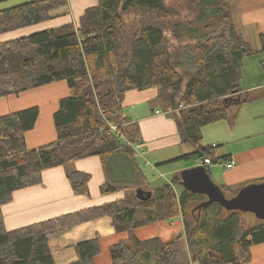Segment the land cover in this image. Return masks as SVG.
Masks as SVG:
<instances>
[{
    "label": "trees",
    "instance_id": "16d2710c",
    "mask_svg": "<svg viewBox=\"0 0 264 264\" xmlns=\"http://www.w3.org/2000/svg\"><path fill=\"white\" fill-rule=\"evenodd\" d=\"M65 1L35 0L0 10V34L49 19V11ZM168 1L99 0L78 26L70 23L0 42V98L58 80H66L70 89L54 115L57 140L51 144L27 148L26 133L35 128L39 107L0 116V264H56L49 235L102 216H111L118 232L130 233L127 241L112 246L113 264H240L249 260L253 244L264 241V220L245 227L240 211L219 203L195 209L207 197L184 187L177 193L181 173L147 200L135 195L13 230L6 227L2 206L15 191L40 184L46 169L98 155L106 174L108 162L118 157H126L137 172L134 147L142 134L122 108L132 89L157 88L181 141L196 146L193 153L167 162L218 160L212 157L213 147L201 145L202 128L228 119L232 108L247 101L240 82L244 59L254 49L236 30L229 0ZM133 10L143 19L137 27L124 18ZM182 11H187L184 16ZM259 40L264 51V33ZM68 178L77 191L86 189V173L71 168ZM260 182L264 178L252 183ZM129 186L107 182L103 191ZM222 188L227 197L238 192ZM177 215L183 218L185 238L142 241L132 234L139 226ZM76 249L79 261L71 264H94L100 240H84Z\"/></svg>",
    "mask_w": 264,
    "mask_h": 264
},
{
    "label": "crops",
    "instance_id": "0c3cea01",
    "mask_svg": "<svg viewBox=\"0 0 264 264\" xmlns=\"http://www.w3.org/2000/svg\"><path fill=\"white\" fill-rule=\"evenodd\" d=\"M229 1L236 30L251 43L254 49V53L244 59L240 82V87L248 99L239 107L232 108L228 119L205 125L202 128L201 145L213 147L212 157L218 159L207 168L213 181L221 187L239 191L243 186L264 178V69L261 63L264 60V51L261 50L259 40L261 33H264V0ZM98 4L99 0H66L64 5L49 11V19L2 33L0 42L46 29H57L70 23L78 26L85 11ZM69 94L67 81L58 80L28 89L19 95L1 97L0 116L33 106L39 107L40 112L35 128L26 133L27 148L38 149L57 140L54 115L59 109L61 99ZM160 103L158 89L155 87L129 90L125 93L122 102L123 112L131 118L133 123L138 124L142 134V142L134 147L135 156L148 155L154 159L153 164L147 161V164L152 165L153 168L184 160L167 162L196 150L195 145L181 141L171 111L162 110L159 107ZM96 156L98 155L82 158L70 164L75 170L87 175L91 173V179L86 182L87 192L79 193L74 188L65 166L44 170L40 184L15 191L12 200L2 206L7 229H17L63 214L123 199L124 191L122 190L125 188L113 193L103 191L106 173L103 171L102 161L100 162ZM231 158L237 163L233 168L226 169L223 161ZM142 178L141 176V180L136 182L135 186L129 187L131 188L129 191L132 188L134 191L138 188L153 191L160 187H145L148 182ZM174 218L179 219L178 229L163 225L161 223L163 220H159L135 228L132 234L142 241L158 238L162 242H170L177 239L172 237L177 231H181L180 234L185 238L181 215L164 220L173 223ZM242 223H244L243 220ZM151 228L156 234L148 236ZM93 238H99L101 244V253L93 258V263L113 264L112 246L127 241L130 233L118 232L111 216H102L51 233L49 248L55 263L71 264L79 261L77 245ZM107 247L110 251L109 261L108 257L102 255L105 254ZM249 253V260L240 264H264V241L253 244Z\"/></svg>",
    "mask_w": 264,
    "mask_h": 264
},
{
    "label": "rangeland",
    "instance_id": "374dc122",
    "mask_svg": "<svg viewBox=\"0 0 264 264\" xmlns=\"http://www.w3.org/2000/svg\"><path fill=\"white\" fill-rule=\"evenodd\" d=\"M28 1H31V0H0V9L9 8V7L16 6L18 4H22V3H25ZM168 2L170 4H173V3H175V0H169ZM182 2L183 1H181V3ZM176 7H177V9L179 8V10H180V6L176 5ZM186 12L187 11H182L181 16H184L186 14ZM188 17H191V16L189 15ZM124 18L126 20L127 25L134 24L136 27H137V25L141 24V21L143 22V19L141 18V13L139 10H133V11L127 13L124 16ZM167 33H168V35H170L169 37H171V33L170 32H167ZM171 41H174V39L171 38ZM159 107L165 111V107L162 103L159 104ZM96 157L99 159L100 162L102 161L99 156H96ZM118 158L117 159L112 158V160H110L108 162V166H107L108 167L107 168L108 174H105L106 175L105 181H106V183L107 182H112V183L121 182V183H125V184L130 185L129 187H131L134 183L139 182L141 180V176L143 177L142 179L145 180V182H148L145 185V187L148 186L150 188L151 187L154 188L156 186H161L167 182L172 181L177 176V174L181 173V171L184 170L185 168L193 167L197 163L196 159L189 158V159L180 160V161H177V162H174L171 164L155 166V168H153L152 165L147 164V161H149L150 163L153 164L154 159H151L148 155L144 154V157L143 156H136V162L135 163H136L137 168H138V170H137L138 173H137L134 165H132V163L126 162V161H128V160H126L127 159L126 157H118ZM117 160H120L119 163L116 162ZM65 167L68 169V172L72 168L71 165H66ZM113 170H117V172H118L117 176H115ZM103 171H104V168H103ZM104 172L106 173V171H104ZM91 177H92L91 173H88V179L89 180L91 179ZM129 187L122 190V191H124L123 192V198H128V197H132V196L136 195V191H134L133 188H132V190L129 191V189H131ZM182 187L183 186L179 183L175 184V190L178 192L182 191V189H183ZM144 189H146V188H144ZM78 192L84 193V192H87V190H81ZM105 193H110V192H105ZM111 193H113V192H111ZM239 215L241 216V218L244 222L243 224L245 225V227L256 226L257 224L260 223V220L255 216L254 213L240 211ZM161 223L163 225L176 227L175 229H178V227H180V222H179L178 218H176V219L174 218L173 223H170L167 220H163V221H161ZM154 232L155 231L153 230V228H151L148 236H153V234H156ZM180 233H181V231H177L175 233L174 237H172V238H176V237L178 238ZM102 255L103 256L105 255L106 257H108V261H109L110 251H109L108 247L106 248L105 254L103 253Z\"/></svg>",
    "mask_w": 264,
    "mask_h": 264
},
{
    "label": "water",
    "instance_id": "95a60500",
    "mask_svg": "<svg viewBox=\"0 0 264 264\" xmlns=\"http://www.w3.org/2000/svg\"><path fill=\"white\" fill-rule=\"evenodd\" d=\"M181 185L189 191L202 194L206 200L196 205L195 209L219 203L228 211L251 212L259 220H264V182L250 183L243 186L232 197H227L223 188L216 184L208 169L204 165H196L181 171ZM153 192L143 188L136 190V196L140 200L151 198ZM194 209V210H195ZM182 234L178 238H181Z\"/></svg>",
    "mask_w": 264,
    "mask_h": 264
},
{
    "label": "built area",
    "instance_id": "2783aa9c",
    "mask_svg": "<svg viewBox=\"0 0 264 264\" xmlns=\"http://www.w3.org/2000/svg\"><path fill=\"white\" fill-rule=\"evenodd\" d=\"M111 127L114 130L116 129L115 125H111ZM214 146H216V145H214ZM196 162H197L196 165H204L206 168H208L209 166H211L214 163V161L211 157L197 158ZM236 163H237L236 160L233 158L228 159L226 161H223V164H224L226 169L233 168L236 165Z\"/></svg>",
    "mask_w": 264,
    "mask_h": 264
}]
</instances>
